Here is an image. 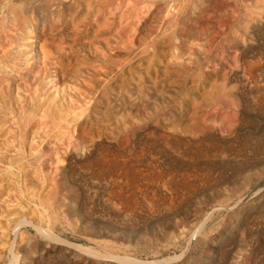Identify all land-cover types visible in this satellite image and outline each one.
<instances>
[{
	"label": "rangeland",
	"instance_id": "1",
	"mask_svg": "<svg viewBox=\"0 0 264 264\" xmlns=\"http://www.w3.org/2000/svg\"><path fill=\"white\" fill-rule=\"evenodd\" d=\"M10 1L0 0V22ZM256 1H164L178 4V15L213 21L211 28L197 29L190 43L179 44L171 35L167 51H177L178 59L167 76L157 62L149 69L138 58L120 63L105 49L95 61L93 48L102 44L87 48L85 33L74 41L66 27L55 41L80 51L69 56L71 67L89 61L119 74L108 75L106 86L88 74L68 72L65 79L50 69L34 77L33 70L11 78L6 95L1 75L11 69L0 53V115L11 113L20 123L0 122V264H264V0H258L257 12L251 9ZM73 12L69 16L77 18ZM159 17L147 25L153 32H171L172 25L161 24ZM244 21L243 45L233 47L228 40ZM211 35L213 41L206 43ZM147 41L134 43L132 50L146 45L150 51ZM202 45L208 48L203 51ZM139 76L135 87L130 81ZM212 83L235 86L240 98L239 123L230 133L219 123V113L228 107L218 97L209 104L200 97ZM192 88L197 89L193 97ZM192 109L210 116L211 130L196 135L167 130L180 117L185 125ZM71 111L80 114L77 121L58 125L57 113L70 120Z\"/></svg>",
	"mask_w": 264,
	"mask_h": 264
},
{
	"label": "bare ground",
	"instance_id": "2",
	"mask_svg": "<svg viewBox=\"0 0 264 264\" xmlns=\"http://www.w3.org/2000/svg\"><path fill=\"white\" fill-rule=\"evenodd\" d=\"M164 1H168V2L170 1V2H176L177 3V2H182L184 0H11L6 5V7H5L6 14L2 16L1 22H0V53L3 52V54H4L3 55L4 63L7 64L10 67V69H11V71L8 73V74H11V76H9L6 73H2V75H1L2 79L5 80L4 87H6V95H8L7 93H9V91H10L9 88H10V83H11V80H12L11 78L14 79V78H16L18 76L19 77H27L30 74V72L33 71V70H35V72L33 74L34 77L36 75H38V74H43V73L44 74H48L50 69H55V71H53L52 73H55L56 76H58V77H63L64 76V78H65L66 73H68V72H72V74L75 72L76 74L75 73L74 74L75 75L78 74L79 77L81 75H83L82 78L84 76H86L85 74H88L89 77H92V76L97 77L98 81L100 83L106 85V86H107V82L106 81H107L108 75L117 76L119 74V72L117 73L115 71V69H113V68H103V67H97L96 68V66H92L91 64L88 63L89 61L86 62L85 60L84 61L86 63L78 62L77 64H75L74 66L71 67L70 63L72 61L71 60L72 57H69V56H78L80 51L74 46H70V47L67 48L61 42H56L55 41L56 38H58L61 35L62 31L66 27L68 29H70L71 31H73L72 37H74L73 38L74 41L80 40L81 35H83V33H85V35H84L85 37L83 36L85 38L83 44L86 45L87 48H92V46H94L95 43H101L102 44V46H99L101 50L98 47H94L93 48L94 52H93L92 56L95 59V61L98 60V59H102L104 57V53L105 52H102V50L105 49L108 52L109 56L112 57L114 60H116V62L118 61L120 63L128 64V63H130L129 61L131 59L138 58L139 61L146 63L145 69H149V67L154 62H157L159 66H162V70H163L162 72H163V74H165V76L171 74L172 71L168 70L169 67H170V64L176 63V61L178 59V52L177 51H174L173 49H171L169 52L167 51V48L169 47V45L171 43V38H170L171 35H175V36L179 37V40H178L179 44L185 43V42H187V43L189 42L190 43L191 41H193L192 40L193 37H195L193 35L194 34L198 35L199 31L197 32V29H201L203 27L211 28V24L213 23V21H211V17H210V18H206V20L204 21L205 23H200L196 19L192 18V16H191L192 14L191 13L190 14H184L182 11L178 15V13L174 12V10H179L180 9L179 5L178 4L175 5L176 3L173 4L174 6L173 5H168L167 3L165 4ZM234 1H237V0H234ZM258 2L259 1L257 0L256 3H254L253 7L251 8L252 11L257 12L259 10V3ZM205 5H206V3H205ZM171 6H173V7H171ZM236 9H238V8H236ZM72 10L74 11L72 14H79V16H77V18H74V16H69L71 14ZM220 13H221V11H220ZM155 15L160 16L159 18L161 19V24H170V25H172L173 28L171 29V32H165L164 31V32L157 33V32H153L152 31V28H150L151 26L147 25V21H149L150 18L152 16H155ZM63 17H64L65 20L62 19ZM179 27H183V28L178 30L177 28H179ZM55 29L57 31L56 33H54ZM247 29H248V25L245 23V21L241 22V24H239L238 33L235 32L236 34L234 35V37L232 39H229L228 42L230 41L229 43L233 44V47L236 46V44L239 45V46H242L243 42H240V40L244 38L245 33L247 32ZM47 31H49L48 32V37H47V35H45V34H47ZM88 34L91 35L90 38H89ZM154 34H155V36H154ZM107 36H109V37H107ZM149 37H150V39H149ZM195 38H197V36ZM204 38H205V36H204ZM213 38H214L213 35L209 36V39L207 40L206 43H211L213 41ZM30 39H32V42H34V43H36V41H37V46L36 47H32L30 43L28 44V41ZM147 39L150 40V43L147 41ZM12 41H15V42H12ZM146 41L150 44L149 45L150 51L148 50V47L146 45H144L141 48V50H138V51L137 50L136 51L132 50L133 49L132 45L134 43H136L138 45H141V44H144ZM206 46L205 47L203 46L204 47L203 51H205L208 48V45H206ZM258 46H259V44H258ZM236 47H238V46H236ZM5 48H7V49L4 50ZM234 51H236V50H234ZM82 52H84V50ZM209 52H211V51H209ZM63 56H66V57L63 58ZM226 58H227V56H226ZM226 58H225V60H226ZM36 59L39 61V65H36V63H37ZM83 59H84V57H83ZM233 59H234V61L236 60V58H233ZM252 61L253 60H251V62ZM259 62L260 61L258 60L254 64L259 63ZM0 63H1V59H0ZM197 64H199V63H197ZM245 64L247 65V63H245ZM250 65L252 66V64H250ZM138 66H143V63H139ZM253 66H255V65H253ZM258 70L254 69L253 71H258ZM216 71H215V73H217ZM135 73H137V72H135ZM49 76H51V75L49 74ZM198 76L200 77L201 73H198ZM247 76H248V74H247ZM254 76H256V75L254 74ZM254 76H252V77H254ZM250 78H251V76H250ZM72 79H74V76H73ZM75 79H76V77H75ZM219 80H221V78ZM59 81H56V82H59ZM64 81L62 80V82H63L61 84L62 86L64 84ZM122 81H124V80H122ZM140 81H141V77L139 76V77H137V79H135V81L133 79H131L130 82L132 83V85H135V87H138V84L140 83ZM204 81H206V80H204ZM206 82H208V81H206ZM66 83H65V85H66ZM68 83H69V81H68ZM197 84H199V83H197ZM204 85H206V84H204ZM204 85H202V86H204ZM51 86H52V84H51ZM199 86H200V84H199ZM123 87H124L123 86V82H121V85L116 86V88L119 91H121L123 89ZM195 87H197V85H195ZM234 87L235 86H227L224 83H222L221 85L220 84L216 85L215 83H212V84H210L209 89H206V91H202V94L200 96L202 98V100L206 104H209L214 97H218V98L221 99V102L226 107H228V110L225 111V113H223V112L219 113V123L222 126V128L225 130V132L228 131L229 133L239 123V110L238 109L241 106L240 98L234 92ZM62 88L63 87H61V89ZM188 89H190V88H188ZM193 89L194 88H192V90H191V91H193L192 97L194 96V90H195V89L194 90ZM19 90H20V88L17 87L16 91H15V96H16L15 98H16V100L18 99V101L20 100ZM151 91H152V89H151ZM72 92H75V91H72ZM1 93H2V90L0 91V94ZM126 93H127V91H126ZM197 93L199 94V92H197ZM197 93H196L195 96H198ZM64 94H65V92H64ZM254 95H256V94H254ZM258 95L260 96V94H258ZM169 96H170V94H169ZM92 97H94V96H92ZM92 97H91V100L93 99ZM149 98H150V96H149ZM87 101L88 102H86V103L89 104L90 101L89 100H87ZM187 102H189V101H187ZM177 105H179V104H177ZM210 107H212V106L210 105ZM181 109L184 110L185 107L184 108L181 107ZM56 111H58V110H56ZM10 112H12V111H10ZM173 112H175V111H173ZM173 112H171V113H173ZM176 112H178V111H176ZM70 113H71L72 117L70 118V120H68L69 117H66L68 114L62 115L61 112H58L57 113L58 115L55 118V120L57 121L58 125H63V126H67L68 127V126L71 125V123H73V122L75 123L77 121V119H76L77 115L80 116V114L76 113L74 111H71ZM81 113H83V112H81ZM180 113L181 112L179 111L178 114H180ZM198 113L196 112L195 109H192L190 111L189 119H188V121H186L187 123L185 125H183L182 120H181V119H183V117H180L181 119H175L173 124L167 130L171 131L172 134H174L176 132L178 134H188V135H196L198 133H202L204 131L211 130L212 125L214 124V122L212 121V119H210V116H208L206 114L205 117H202L201 115H198ZM165 114H166V112H165ZM183 114L181 113V115H183ZM243 115H245V114H243ZM43 117L44 116L42 115V118ZM72 118H74V119H72ZM85 121H87V119ZM0 122H2V123H11L12 125H15V124L19 125L20 124L19 122L16 121L14 116L11 115V113H7L4 116L0 115ZM167 123H169V122H167ZM132 125H133V122H132V120H130L128 122V126L127 127L131 129ZM100 127H101V125H100ZM66 130H68V129H66ZM87 133H86V135H87ZM82 134H84V131H82ZM82 138H83V136H82ZM210 148H212V147H210ZM214 148H215V146H214ZM212 151H213V149H212ZM223 151H224V149H223ZM102 163L104 164V162H102ZM94 165H96V164H94ZM100 172H101V170H100ZM111 177H112V175H111ZM258 179H259V177H258ZM189 181H191V180H189ZM129 185H131V184H129ZM183 189H185V188H183ZM15 229H17V228H15ZM43 233L42 234L40 233V234L44 235ZM46 235L51 236L52 234L49 231H46ZM51 237L52 238H56L57 241L59 240L57 237H54V236H51ZM12 240L13 239H11V241ZM106 245H108V244H106ZM12 246H13V244H12ZM12 246L10 245L9 248L12 247ZM76 247L78 249H81V251L82 250H85V251L89 250V249H85L82 246H76ZM101 250H102V248H101ZM104 252H106V251H104ZM93 254H95V253H93ZM99 256L101 258V255H99ZM114 257L116 258V255L113 256V258ZM110 258H112V257H110ZM122 258H121V260H124ZM125 261L126 262H132L133 260H132V258H129V259L126 258Z\"/></svg>",
	"mask_w": 264,
	"mask_h": 264
}]
</instances>
